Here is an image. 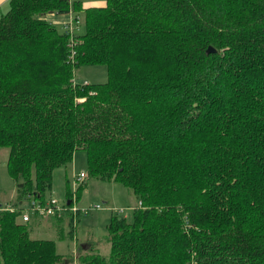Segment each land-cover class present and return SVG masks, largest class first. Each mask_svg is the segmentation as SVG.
Wrapping results in <instances>:
<instances>
[{
	"label": "trees",
	"instance_id": "obj_1",
	"mask_svg": "<svg viewBox=\"0 0 264 264\" xmlns=\"http://www.w3.org/2000/svg\"><path fill=\"white\" fill-rule=\"evenodd\" d=\"M6 4L0 147L16 200L44 204L52 170L81 149L86 175L137 206L110 217L108 256L80 264H264V0ZM82 65L106 80L78 82ZM20 212L0 207V264L62 262Z\"/></svg>",
	"mask_w": 264,
	"mask_h": 264
},
{
	"label": "rangeland",
	"instance_id": "obj_2",
	"mask_svg": "<svg viewBox=\"0 0 264 264\" xmlns=\"http://www.w3.org/2000/svg\"><path fill=\"white\" fill-rule=\"evenodd\" d=\"M78 1L82 7H98L105 4V0ZM7 8L6 4L0 8V13H5ZM67 17L68 14L47 16L58 31L63 30L62 21L66 22ZM83 30L82 23L78 22L72 33L74 36L80 35ZM73 74L78 82L85 80L88 83H102L106 80L105 68L102 65H82L75 68ZM7 154V147H0V207L8 209L18 206L21 212H25L30 208L32 198L27 197L20 202L16 200L15 183L5 168ZM80 172L84 173L83 180L81 183H74L75 176ZM86 174V154L77 149L69 163L52 170L50 189L45 200L54 199L56 206L63 207L70 199L69 208L74 207L77 211L64 213L58 220L52 216L41 215L40 218L33 217L27 222L30 228L33 224L37 226L30 229V238L49 239L54 242L55 252L63 258L58 264H80L81 256L90 254L106 258L109 252L106 226L110 217L116 216L131 221L133 208L137 206V199L128 188L120 183L89 177ZM95 205L99 208H94ZM16 220L25 223L21 220V213Z\"/></svg>",
	"mask_w": 264,
	"mask_h": 264
},
{
	"label": "built area",
	"instance_id": "obj_3",
	"mask_svg": "<svg viewBox=\"0 0 264 264\" xmlns=\"http://www.w3.org/2000/svg\"><path fill=\"white\" fill-rule=\"evenodd\" d=\"M70 18V15H69ZM68 26V30L70 31V27L72 26L71 20L69 19L67 22H65ZM84 178V173L80 172L78 175L75 176L74 183H81V181ZM94 208H99L98 205H95ZM9 210H13V208H8ZM65 209V207H58L56 206V202L54 199L47 200L44 204H40L37 200L32 199L30 202V208L28 210H25V212H21V220L27 221L29 213H36L38 215H46V216H59L60 213ZM72 213L77 211L76 208L70 207L69 208ZM85 210H83V213Z\"/></svg>",
	"mask_w": 264,
	"mask_h": 264
},
{
	"label": "crops",
	"instance_id": "obj_4",
	"mask_svg": "<svg viewBox=\"0 0 264 264\" xmlns=\"http://www.w3.org/2000/svg\"><path fill=\"white\" fill-rule=\"evenodd\" d=\"M6 1L7 0H0V8H2L3 6H5L6 5ZM68 19V18H67ZM66 19V20H67ZM62 23H63V21H62ZM18 206H16V208H17ZM21 213V212H20ZM36 218V217H38V218H40V216H38V215H36V214H32V213H29V216H28V220L26 221V222H28V221H30V219L31 218ZM35 227H37L35 224H33V226H32V228H35Z\"/></svg>",
	"mask_w": 264,
	"mask_h": 264
},
{
	"label": "water",
	"instance_id": "obj_5",
	"mask_svg": "<svg viewBox=\"0 0 264 264\" xmlns=\"http://www.w3.org/2000/svg\"><path fill=\"white\" fill-rule=\"evenodd\" d=\"M212 51V49L210 47L207 48V52ZM66 204H68V201H66Z\"/></svg>",
	"mask_w": 264,
	"mask_h": 264
}]
</instances>
